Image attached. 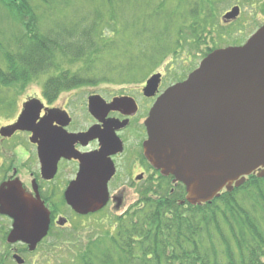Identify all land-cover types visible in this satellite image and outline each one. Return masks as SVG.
<instances>
[{"label":"trees","instance_id":"16d2710c","mask_svg":"<svg viewBox=\"0 0 264 264\" xmlns=\"http://www.w3.org/2000/svg\"><path fill=\"white\" fill-rule=\"evenodd\" d=\"M179 3L0 0V116L15 115L18 93L38 77L48 76L42 84L47 97L49 90L95 84L89 77L110 68L131 76L155 66L157 45L173 33H190L197 19H204L194 28L202 30L197 35L209 33L206 11L188 16L189 3L183 11ZM191 38L198 42L200 36ZM104 61L108 68L99 72ZM76 63L81 66L75 69ZM170 180L160 177L157 191L117 218L112 232L80 243L63 264H264V178L252 175L201 206L182 205L185 189ZM8 256L0 251V264H11Z\"/></svg>","mask_w":264,"mask_h":264},{"label":"water","instance_id":"95a60500","mask_svg":"<svg viewBox=\"0 0 264 264\" xmlns=\"http://www.w3.org/2000/svg\"><path fill=\"white\" fill-rule=\"evenodd\" d=\"M232 12L238 15L237 8ZM159 78L147 82L145 91L153 92ZM37 103H26L17 123L1 129V136L30 130L40 110ZM145 125L147 160L163 177L185 187L191 206L210 203L223 190L232 192L256 171L263 178L264 27L244 47L208 55L185 82L159 98ZM43 148L38 147L41 160ZM112 174L104 161L83 159L65 193L66 203L79 215L97 213L108 202L106 186ZM0 215L12 220L6 240L10 245L21 243L32 252L47 236V211L18 185L0 188ZM13 259L23 264L16 255Z\"/></svg>","mask_w":264,"mask_h":264},{"label":"flooded vegetation","instance_id":"af4514ba","mask_svg":"<svg viewBox=\"0 0 264 264\" xmlns=\"http://www.w3.org/2000/svg\"><path fill=\"white\" fill-rule=\"evenodd\" d=\"M164 83L163 76L150 97L144 92L145 84L127 92V96L112 97L110 101L99 95L98 84L58 94L49 90L47 97L41 90L40 96L28 97L27 101L40 102L41 106L37 104L40 110L29 131H16L6 139L0 137V187L18 185L25 195L38 196L49 213L50 228L46 239L50 234H60L68 224L65 215L56 212L57 206L62 199L65 203L64 195L79 175L83 159L104 161L113 171L107 182L108 203L103 210L126 212L142 202L148 193L157 191L160 174L148 163L143 144L147 140L148 113L155 100L169 87ZM98 96L104 99L101 109L90 106ZM115 99L120 102L112 103ZM18 106L10 123L1 129L16 123L22 111L21 108L18 112ZM39 145L44 146L43 160L38 155ZM130 196L135 197L134 204L128 203ZM60 219L67 221L63 227L57 225ZM26 249L24 246L19 250L9 249L10 256L16 251L25 254Z\"/></svg>","mask_w":264,"mask_h":264},{"label":"rangeland","instance_id":"374dc122","mask_svg":"<svg viewBox=\"0 0 264 264\" xmlns=\"http://www.w3.org/2000/svg\"><path fill=\"white\" fill-rule=\"evenodd\" d=\"M179 2L182 11L184 10L183 7L189 3V5H187L188 8L186 14L188 16L190 14L200 13L201 8L206 11L207 14L205 15L208 17L206 21L209 24V33H205L203 37L202 35H197V33H201L202 30L194 28H197V24L199 22L202 23L204 20L202 17L201 19H197L195 24H192L193 29L190 33H187L186 35L184 33H173L170 38L163 40L161 44L157 45L158 49L155 50V66L136 70L131 76H118L116 75L115 68H110L105 71L108 67L107 63L104 61L100 64L101 69L99 72H105L102 75L97 74L98 77H89L90 80H95V84L99 85L100 96L106 97V99L110 101L112 97L119 98L121 96H127V92L136 90L140 85L145 84L144 92L150 97L157 89L163 76L165 77L164 86H169L167 87L168 89L177 84L183 83L193 72H195V70L200 68L201 63L208 57V55L217 50L244 47L249 40H251L252 37L264 27V0H179ZM235 8L238 9V15L233 17L232 11ZM230 14H232L233 18L225 19V16H229ZM187 22L188 21H186L184 25H186ZM181 30H184V28L182 27ZM195 35L196 37L200 36L198 42L191 38ZM139 51L140 48H138L137 44H134L133 55L138 57L140 55ZM78 66H81V64L76 63L75 69ZM63 68H66V66H62L60 71H63ZM76 75H78V73ZM158 75L160 78L159 81L156 82V87L153 92L145 91L147 82L151 81ZM47 77L48 76L38 77L27 84L24 90L18 93V112L21 108H24V106L22 107V103L27 101L28 97L40 96L42 84ZM78 77L82 78V76ZM100 80H107L108 82H100ZM168 89H166L165 92ZM161 96L155 100L151 110ZM103 100L98 96L94 98L91 104L97 109H101L102 107L100 104H104ZM119 100L120 99H115L112 103L118 104V102H120ZM151 110L149 111L147 118H149ZM21 113L19 112V114ZM10 115L11 114H9V116ZM7 116L8 115L5 114L0 116V127L10 123V118H6ZM0 137L2 136L0 135ZM260 172L261 171L255 172V174L258 176ZM248 178L249 177H246L245 182ZM74 182H71V184ZM170 182L173 187L179 184L173 183L172 180H170ZM128 199V203H135L134 196H130ZM65 203L62 199L61 204L57 206L58 211L55 210L62 216L65 215L68 219L67 225L65 219H60L57 223L59 227L66 225L64 230L60 234H50L49 238L44 240V242H41L34 252L27 251L25 254L17 253V255L23 259V264H63L74 257L73 255L78 251L80 243L88 244L104 237L109 232H112V227H114L116 219L131 210L127 209L128 211L126 210V212L125 210L115 212L113 210L105 209L103 211L100 210L97 213L79 215L74 212L67 203ZM0 217V251L10 254L9 249L10 251L19 250L21 245L17 244L15 246H8L5 241L1 242L3 233L6 232V230H11L10 225L12 220H9L8 217L5 216ZM12 256H8L10 263L17 264L15 260L12 259Z\"/></svg>","mask_w":264,"mask_h":264}]
</instances>
